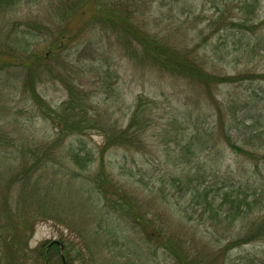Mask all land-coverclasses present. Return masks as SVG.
Instances as JSON below:
<instances>
[{"label":"rangeland","instance_id":"rangeland-1","mask_svg":"<svg viewBox=\"0 0 264 264\" xmlns=\"http://www.w3.org/2000/svg\"><path fill=\"white\" fill-rule=\"evenodd\" d=\"M108 1L169 45L194 51L212 72H264V0ZM94 3L29 0L0 12V257L13 239L5 229L28 220L29 249L60 242L72 264H264V239L241 244L243 224L207 209L214 196L217 209L219 196L253 201L264 188V82L246 79L209 91L140 65L117 31L91 24L100 12ZM31 52L35 58L27 60ZM34 91L52 109L75 93L91 128L60 139ZM139 97L151 121L143 142L105 149L107 134L128 126ZM77 154L83 168L74 164ZM102 165L156 225L166 226L167 237L185 245V262L164 249L163 239L150 242L123 219L100 223L97 194H82L78 184ZM7 207L12 219L4 216ZM261 216L256 207L252 218ZM108 231L120 240L113 243ZM61 256L52 263L63 264Z\"/></svg>","mask_w":264,"mask_h":264},{"label":"trees","instance_id":"trees-1","mask_svg":"<svg viewBox=\"0 0 264 264\" xmlns=\"http://www.w3.org/2000/svg\"><path fill=\"white\" fill-rule=\"evenodd\" d=\"M21 1L29 0H0V12L14 8ZM94 4L100 8H97L100 12L93 14L91 24L98 25L108 30L117 31L120 41H123L124 46L127 47L131 55L140 65L154 66L158 70L174 77L184 78L193 84L202 85L209 91L212 90L213 87L232 84L246 79H258L264 82V72L249 70L241 72L239 76H228L217 74L214 71L212 72L209 66H207L194 51L187 49L182 50L169 45L166 43L165 39H159L139 27L138 23L133 19V13L128 12L123 5L120 6V4L111 3V1L108 0H95ZM70 6L72 7L74 4H70ZM263 24L264 23L259 24V27L262 28ZM246 27L245 24H240V28L246 29ZM67 32L68 29H66L65 34ZM63 36L64 34L62 33L61 39ZM25 57L27 60H30L34 57V54L31 52L25 55ZM37 61L41 63L39 62L41 60ZM33 95L37 100L36 104L43 116L50 119L54 127L58 130L60 139L61 136L75 133L81 134L91 128V122L87 120V108L84 110L81 98L75 95V93H70L69 100L63 103L59 109H52L45 101L40 99L35 91ZM145 108H147L146 98L139 97L136 103V110H134L128 126L125 129L111 131L107 134L105 138V149H110L116 145L132 147L143 142V136L151 127V121L147 119V117H144L143 114ZM79 110H81V112H79ZM67 113L73 115V118L67 117ZM78 115L80 116V120ZM77 118L78 120H76ZM229 145L238 153L251 159L255 158V154L251 150L243 149L231 142ZM76 157L77 158L74 157V164H76L77 167L83 168L86 165L84 158L79 154H77ZM104 167L105 166L102 165L100 171L94 177L88 176L89 179H86L87 183L81 181L78 184V187H84V189L80 190L82 194L84 191L97 194L98 202L102 203V206L98 207V219L100 223L106 220V217L111 218L113 215L115 218L123 219L127 223H131L133 226L138 227L150 242L160 239L162 241L163 239L165 245L163 246L164 249L170 251L175 258H180L181 262H185V260H187L186 255H184L186 252L185 245L178 242L177 239L167 237L166 226L156 225L152 218V212L144 210L142 203L129 190L121 186ZM173 180L178 183L180 182L177 178ZM28 184L29 181H25L21 184L22 189ZM219 197H222L219 208L216 209L214 207L217 203L216 196H214L211 201H208V207H206L216 213V216L222 211L226 219L230 220L231 225L237 221L243 224L244 233L247 235L243 238L241 244H246L257 238L264 239V216H261L259 219L257 217L254 219L252 218L256 207H259L261 211L264 210L261 207L264 199V188H261L259 197H256L253 201H250L246 197L244 200L237 203L234 200L230 201V195ZM226 204H229V207L224 210L223 207H225ZM175 209L179 216L187 213V209L182 211L177 208ZM4 216L8 219H12V211L8 209V207L4 209ZM158 217L159 219L161 218L160 215H158ZM12 222V227L14 229L12 230L6 226L7 228L5 231L9 233L11 235L10 237L13 239H11L10 243L5 247V252L0 257V264H39L40 261H42L43 264H53L52 257L63 254V252L67 264H72V258L71 255L68 254L67 249L62 251L61 247L56 243L42 244L36 250L31 251L28 244V235L30 232V235L33 233L34 224L28 220L23 221L22 225L20 223H14L19 221ZM108 234L113 238L114 241L111 240L113 243L120 240L117 235L112 234L110 231H108ZM108 239L110 240L109 237ZM122 243L128 244L127 242Z\"/></svg>","mask_w":264,"mask_h":264},{"label":"water","instance_id":"water-1","mask_svg":"<svg viewBox=\"0 0 264 264\" xmlns=\"http://www.w3.org/2000/svg\"><path fill=\"white\" fill-rule=\"evenodd\" d=\"M61 246V250L64 249L63 245L61 243H58ZM62 260H63V264H66V260L64 258V256H62Z\"/></svg>","mask_w":264,"mask_h":264}]
</instances>
